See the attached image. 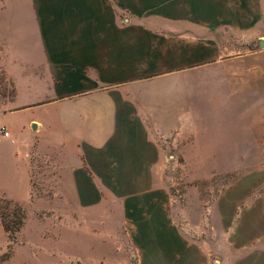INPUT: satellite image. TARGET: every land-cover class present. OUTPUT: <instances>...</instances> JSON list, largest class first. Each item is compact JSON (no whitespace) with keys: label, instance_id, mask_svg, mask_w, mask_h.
<instances>
[{"label":"crops","instance_id":"0c3cea01","mask_svg":"<svg viewBox=\"0 0 264 264\" xmlns=\"http://www.w3.org/2000/svg\"><path fill=\"white\" fill-rule=\"evenodd\" d=\"M0 82L14 90L0 109L7 198H27L39 160L75 201L161 185L197 107L230 130L205 133L207 148H226L209 153H243L244 122L264 123V2L0 0Z\"/></svg>","mask_w":264,"mask_h":264},{"label":"rangeland","instance_id":"374dc122","mask_svg":"<svg viewBox=\"0 0 264 264\" xmlns=\"http://www.w3.org/2000/svg\"><path fill=\"white\" fill-rule=\"evenodd\" d=\"M13 93L0 82V109ZM203 113L197 107L189 143L164 153L161 185L99 186L98 202L75 201L52 185L50 162L33 161L26 199L0 191V264H264V123L244 122L243 153H209L226 148H207L205 133L230 130ZM8 200L26 215L13 233L1 217L18 212Z\"/></svg>","mask_w":264,"mask_h":264},{"label":"trees","instance_id":"16d2710c","mask_svg":"<svg viewBox=\"0 0 264 264\" xmlns=\"http://www.w3.org/2000/svg\"><path fill=\"white\" fill-rule=\"evenodd\" d=\"M7 203L13 204L15 202L12 200H8ZM7 208H9V206H7ZM15 210L18 212L15 215V218L13 219H8L7 215L1 213L3 226L5 230L9 233H13V231H17L23 225L26 217L25 210L20 204L15 203Z\"/></svg>","mask_w":264,"mask_h":264},{"label":"built area","instance_id":"2783aa9c","mask_svg":"<svg viewBox=\"0 0 264 264\" xmlns=\"http://www.w3.org/2000/svg\"><path fill=\"white\" fill-rule=\"evenodd\" d=\"M1 130L3 131V133H4L5 136H9V132L7 131V129H6L5 126H3V127L1 128Z\"/></svg>","mask_w":264,"mask_h":264},{"label":"water","instance_id":"95a60500","mask_svg":"<svg viewBox=\"0 0 264 264\" xmlns=\"http://www.w3.org/2000/svg\"><path fill=\"white\" fill-rule=\"evenodd\" d=\"M263 45V43H261Z\"/></svg>","mask_w":264,"mask_h":264}]
</instances>
